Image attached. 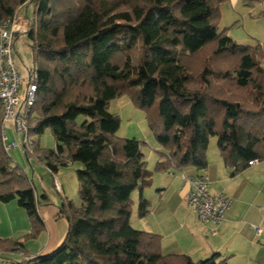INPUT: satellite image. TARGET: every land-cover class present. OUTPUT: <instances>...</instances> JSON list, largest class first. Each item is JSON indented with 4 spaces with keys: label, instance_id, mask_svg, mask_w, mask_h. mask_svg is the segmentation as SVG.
<instances>
[{
    "label": "trees",
    "instance_id": "1",
    "mask_svg": "<svg viewBox=\"0 0 264 264\" xmlns=\"http://www.w3.org/2000/svg\"><path fill=\"white\" fill-rule=\"evenodd\" d=\"M229 1L0 0V21L13 20L22 8L26 15L32 6L25 37L37 83L27 122L33 143L24 156L51 176L68 164L80 166L78 204L63 197L59 207L67 222L61 243L29 255L23 242L0 239V252H23L19 264H228L219 252L197 261L164 255L160 235L132 227L134 192L137 218L152 210L143 191L153 172L142 153L145 143L117 136L120 119L109 106L127 95L146 113L157 107V122L149 124L161 148L154 173L206 177L185 172L207 170L215 136L231 179L250 162L264 161V69L254 57L258 48L218 31ZM215 114L223 115L219 130ZM1 118L0 106V203L16 201L28 216V237H36L45 228L39 207L50 203L12 164ZM46 130L54 149L36 140Z\"/></svg>",
    "mask_w": 264,
    "mask_h": 264
},
{
    "label": "rangeland",
    "instance_id": "2",
    "mask_svg": "<svg viewBox=\"0 0 264 264\" xmlns=\"http://www.w3.org/2000/svg\"><path fill=\"white\" fill-rule=\"evenodd\" d=\"M31 9L32 6L28 9L29 14ZM263 10L264 1L261 3H255L253 5H246L243 0L229 1L228 3L223 4L221 7V17L217 27L219 32L225 31L226 35L237 44L258 48L259 54H254V57L264 69V18L259 17L260 12ZM18 42H21L20 44H25L24 39H19L17 44ZM28 43H30L29 40ZM24 47L26 50L24 49L21 51L20 59H17L20 74H23L24 61L29 64L32 61V55H29V51L25 45ZM254 53H256V50ZM26 67H28V65H26ZM156 108L157 107L155 106L149 113H146L145 111L135 107L127 95L114 100L109 106V112L117 115L120 119V128L117 132V136L125 139H136L145 143L142 144V153L147 163V169L153 172V181H157L159 178L158 176L161 177V180L168 179V176L165 173H154L155 165L158 160V152L161 151V148L156 143L149 124H151V122H157ZM213 117L217 123V129L219 130L222 125L223 115L215 114ZM149 119H151L150 122ZM9 131L10 130H6L7 144H10L13 141V136L11 138L9 137ZM36 140L42 149H54L55 147V140L53 139L49 130H46L40 137H37ZM216 140V136L209 139L207 151V161L209 165V174L207 179L209 184L211 182H218L216 179L219 178H229L228 170L222 165L216 145ZM8 156L11 159L12 164L25 171L29 177L34 175L35 184L39 185V183H36V181H38L37 179H39L40 176L45 174V176L49 177V180H51L49 181V187L53 193V196H55L60 201V204L63 197L72 200L75 204H78V180L76 176V170L78 169L77 164H68L67 166L60 167L59 174H57L56 179L58 183L55 182V184H53L52 178L47 169L44 167V164H39L34 159L27 160L19 148L10 149L8 151ZM257 164L258 167L256 171L251 174V179H255L258 184L259 182L264 183V161ZM57 186L59 187V190L57 189ZM174 198L172 199L174 201L171 203V205L164 210V219L166 220L165 223L168 226L169 233L177 232L178 234L183 233L182 236H187L186 233H188V229H191L193 225V220L191 219L190 215L192 213L190 212L189 214L187 209H185L186 207L189 208L188 206H178L177 203L179 201ZM132 199L134 204L132 205L131 225L134 229L139 230L141 224L138 221L139 218L136 216L138 199L137 192L132 194ZM60 204L57 206V208L55 207V215H59ZM158 213L159 211L157 210V214ZM42 215V217H46L44 212H42ZM0 217L4 221L5 228L9 229V235L12 233V231H21L23 229V231H29L30 229L28 216L23 209L17 206L16 201H12L11 203H0ZM58 222H60L58 228L55 229V222L53 220H47L45 229L36 237H28V232H25L23 234L21 233L15 238H12L11 236L10 239L13 241L22 240L26 244V248L29 249V251H34L39 246H41V244L45 243L48 233L54 235V233L57 234L58 231H66L67 228H64L61 224L63 223V219ZM178 238L181 244H188L185 239L181 237Z\"/></svg>",
    "mask_w": 264,
    "mask_h": 264
},
{
    "label": "crops",
    "instance_id": "3",
    "mask_svg": "<svg viewBox=\"0 0 264 264\" xmlns=\"http://www.w3.org/2000/svg\"><path fill=\"white\" fill-rule=\"evenodd\" d=\"M29 8L30 7H27L25 10L27 12L26 15H28ZM20 14L26 17L25 13H23V8L20 11ZM19 36L20 40H25V44H20L21 42L16 44L18 59H20L21 51L24 49L26 50L24 45L27 47L29 55L31 56L29 43L25 35ZM23 64L28 65V67H33L32 61L30 64L24 61ZM9 132V137L11 138V130ZM257 163L258 162L232 179L230 176L229 178H219L216 179L218 182H211L209 184L208 191L210 194L224 193L231 200V205L226 214L225 220L220 225L213 226L211 224L200 223L193 211L190 208H185L189 214L190 212L192 213L190 215L193 220L191 229H188V233H186L187 236H182L183 233H169L168 226L165 223L166 220L164 219V210L171 205L174 201L172 200L174 197L179 201L177 203L178 206H187L185 198L190 190V186L183 173L177 172L173 175L166 174L168 176V179L166 180H161L160 176H158L159 178L157 181H153L152 179L151 186L143 191V196L151 203L152 210L146 217L138 219L141 224L139 230L160 235L162 237L161 251L164 255L185 254L192 260L197 261L208 257L213 252H219L224 257L228 258V264H264V183L259 182L258 184L255 179H251V174H253L258 167ZM77 166L79 169L80 166L78 164ZM208 170L209 165L206 171L188 170L185 174L188 176L205 174L207 177L209 174ZM57 174H59V171ZM57 174L54 176L50 175L53 184H55V182L58 183L56 180ZM30 178L38 188L39 193H44L50 203L49 206H41L38 210L39 215L44 222V226L47 225V220H53L55 222V229H57L60 223L58 221L63 219L64 224H61L64 228H67L66 220L58 214L55 215V209L60 204V201L53 196L49 187V181H51L49 180V177L45 176V174L40 176L39 179H37L38 181H36L39 185L35 184L34 175H31ZM157 210L159 211L158 214ZM42 212H44L46 217H42ZM254 227L261 230L259 236H256ZM23 230L12 231L9 235V229L5 228L4 221L0 217V239H10L11 236L12 238H15L21 233H29L30 231V229L29 231ZM65 234L66 231L63 230L58 231L57 234L54 233V235L48 233L45 243L41 244V246L34 251H29V249L26 248V244L22 240L21 242L24 243L25 251L29 255L45 254L54 250L61 243ZM178 237L185 239L188 244H181ZM8 255L9 254L0 252V257H8Z\"/></svg>",
    "mask_w": 264,
    "mask_h": 264
},
{
    "label": "built area",
    "instance_id": "4",
    "mask_svg": "<svg viewBox=\"0 0 264 264\" xmlns=\"http://www.w3.org/2000/svg\"><path fill=\"white\" fill-rule=\"evenodd\" d=\"M28 19L20 13L13 20L0 21V106L2 107L1 137L4 150L19 148L24 154L29 150L33 139L27 135L29 110L34 103L37 74L34 67L23 64V74L19 72L16 44L19 35H25ZM6 130H11L13 141L7 144ZM256 162H250L253 166ZM190 186L186 194L187 206L197 220L203 224L220 225L230 208L231 200L224 194H210L205 176L185 178ZM57 183V182H56ZM59 190V187L57 186ZM256 236L261 230L254 227ZM24 253L1 256L0 264H19Z\"/></svg>",
    "mask_w": 264,
    "mask_h": 264
}]
</instances>
